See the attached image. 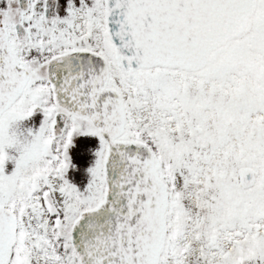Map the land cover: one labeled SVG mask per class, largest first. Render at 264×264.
Masks as SVG:
<instances>
[{
    "label": "snow or ice",
    "instance_id": "6c2138e0",
    "mask_svg": "<svg viewBox=\"0 0 264 264\" xmlns=\"http://www.w3.org/2000/svg\"><path fill=\"white\" fill-rule=\"evenodd\" d=\"M0 264H264V0H0Z\"/></svg>",
    "mask_w": 264,
    "mask_h": 264
},
{
    "label": "flooded vegetation",
    "instance_id": "af4514ba",
    "mask_svg": "<svg viewBox=\"0 0 264 264\" xmlns=\"http://www.w3.org/2000/svg\"><path fill=\"white\" fill-rule=\"evenodd\" d=\"M77 145L78 146H83L84 144L88 143V141H83V140H77ZM71 155L75 158V160L80 164L84 165L85 163V157L79 155V147L74 148L71 150Z\"/></svg>",
    "mask_w": 264,
    "mask_h": 264
},
{
    "label": "rangeland",
    "instance_id": "374dc122",
    "mask_svg": "<svg viewBox=\"0 0 264 264\" xmlns=\"http://www.w3.org/2000/svg\"><path fill=\"white\" fill-rule=\"evenodd\" d=\"M84 141V140H83Z\"/></svg>",
    "mask_w": 264,
    "mask_h": 264
}]
</instances>
